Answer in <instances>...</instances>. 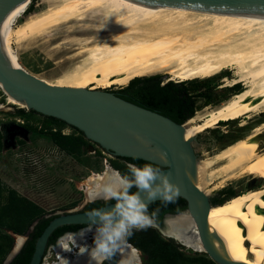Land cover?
Here are the masks:
<instances>
[{
  "label": "bare ground",
  "instance_id": "6f19581e",
  "mask_svg": "<svg viewBox=\"0 0 264 264\" xmlns=\"http://www.w3.org/2000/svg\"><path fill=\"white\" fill-rule=\"evenodd\" d=\"M29 1L12 10L0 24V50L9 63L21 67L16 62L13 43L23 44L61 30L64 38L55 46L75 44L82 57L54 80H44L50 85L105 89L125 86L136 77L155 73L183 82L230 71L231 77L222 76L224 86L242 84V89L221 105L206 107L191 117L184 137L214 128L220 121L264 113V16L149 6L131 0H42L43 8L15 24ZM79 30L94 33L71 36ZM7 103L24 106L9 93ZM263 129L264 118L248 133L199 163L196 185L205 190V183L214 177L220 178L214 188L247 175L264 180V146L258 141ZM213 166L208 173L207 167ZM105 169L85 181L88 197L92 198L98 185L111 176L112 167L108 164ZM167 223V232L180 243L201 250L196 227L187 213L176 215ZM207 226L218 237L220 243L215 239L212 242L220 254L233 262L264 264V181L211 206ZM82 240L76 236V242L85 245ZM65 244L71 248L64 239L57 251L59 262L54 264H96L88 254L77 253L70 260L71 251L66 250ZM128 247L122 246L119 264H132V253L135 263L139 262L134 248Z\"/></svg>",
  "mask_w": 264,
  "mask_h": 264
},
{
  "label": "rangeland",
  "instance_id": "374dc122",
  "mask_svg": "<svg viewBox=\"0 0 264 264\" xmlns=\"http://www.w3.org/2000/svg\"><path fill=\"white\" fill-rule=\"evenodd\" d=\"M43 7L42 0H30L16 17L14 23L17 24L26 16ZM60 32L61 30L57 32L53 30L49 35L37 37L23 44L13 43L12 46L17 52L16 62L27 72L42 80H54L67 67L82 57V54L77 53L79 48L75 44L63 43L60 46H55L64 38V34ZM92 33H94L93 30H79L73 31L71 36ZM228 72L227 75L222 73L218 76L208 77L212 80L205 87L193 88L188 81L177 82L188 88L186 96L193 102L194 108L192 117L196 113L202 112L206 107L221 105L236 93L231 90L232 88L224 86L225 82L222 76L231 77L230 71ZM208 78H196V80ZM166 81H169L168 78L163 77L161 84ZM122 87L124 86L114 85L105 89L117 91ZM239 87L242 89V84H239ZM99 89L102 88L99 87ZM200 93L209 94L212 102L205 103L204 96L199 95ZM17 109L29 111L25 105L18 107L8 104L7 93L0 86V135L3 144L0 152V221L3 223L0 225V264L13 247L17 235H22V233H15L8 229V225L22 230L27 226L28 220L34 217L33 207L18 198L9 189L16 190L18 195L32 202L35 201L34 203L46 211H63L80 207L83 204L87 197L85 181L95 173H103L106 164L121 174L127 172L126 164L121 159L106 155L99 145L86 139L84 135L82 136L69 125L52 124L51 126L62 129L66 133L60 132L61 135L80 138L78 151L68 154L62 149L56 148L50 139L49 129L41 128L43 126L48 128V122L39 114H34L29 121H24L17 115ZM263 118L264 113L250 117L243 116L236 120L220 122L214 128L193 135L194 139L191 144L197 154V167L199 163L210 159L214 152L228 144L231 139L234 140L236 137L248 133ZM258 141L261 146H264V129L258 136ZM213 168L214 166L207 167L206 171L209 173ZM214 178L208 181L210 184L205 183L204 188L209 196H220L221 198L224 197L219 194L221 191L239 193L248 188L258 187L264 181L259 177L247 175L238 179H230L228 182L225 181V186L223 185L221 188H214L220 182V178ZM3 234L11 235L13 242L9 243ZM126 242L138 251L139 262L137 264H148L151 254L156 249L162 253H176V258L181 260L189 258L191 259L190 264H203L202 261H212L204 251L195 250L181 244L173 237L159 234L153 227L142 230L134 229L133 234L127 238ZM49 260L50 258L47 257L46 261Z\"/></svg>",
  "mask_w": 264,
  "mask_h": 264
},
{
  "label": "water",
  "instance_id": "95a60500",
  "mask_svg": "<svg viewBox=\"0 0 264 264\" xmlns=\"http://www.w3.org/2000/svg\"><path fill=\"white\" fill-rule=\"evenodd\" d=\"M24 1L0 0V24ZM131 1L149 6L166 5L264 16V0ZM0 84L6 93L23 103L29 110L64 121L81 131L86 139L105 150L112 151L114 156L146 159L163 166L162 171L168 175L170 182L179 186L180 197L186 201L185 213L191 217L196 227L201 250L216 264H243L233 262L220 254L212 242V239H215L220 243L218 237L210 233L207 226V214L214 204L210 202L208 192L196 185L194 179L198 161L191 144L195 135L187 139L184 137L188 120L184 123L175 122L157 111L126 100L111 90L50 85L25 69L9 63L1 50ZM155 151L159 155H156ZM162 153L166 154L165 161L160 160ZM143 195L144 193H141L142 197ZM113 205L114 203L96 209L106 210ZM90 211H54L55 216L35 241L28 264H41L48 238L58 226L90 224L87 215ZM169 237L173 236L169 234ZM26 240L27 233L17 235L2 264H9Z\"/></svg>",
  "mask_w": 264,
  "mask_h": 264
},
{
  "label": "clouds",
  "instance_id": "9594fccd",
  "mask_svg": "<svg viewBox=\"0 0 264 264\" xmlns=\"http://www.w3.org/2000/svg\"><path fill=\"white\" fill-rule=\"evenodd\" d=\"M137 159V158H134ZM160 160H166V154L160 155ZM127 172L121 174L113 170L108 180L98 185L92 194V199L101 198L114 200L110 209H93L87 213L90 224L80 233H66L65 237L78 248V254H88L96 264L113 257L126 243L133 230H142L153 227L156 224L158 209L149 213V204L159 199L164 206L175 203L180 197L178 185L170 182L169 177L158 166L152 163H144L138 166L133 163L126 165ZM133 188L137 191H131ZM141 193H144L143 197ZM95 226L93 246L80 245L76 242V236L83 237L87 231H92ZM66 250L71 248L64 245ZM67 264V262H66Z\"/></svg>",
  "mask_w": 264,
  "mask_h": 264
},
{
  "label": "trees",
  "instance_id": "16d2710c",
  "mask_svg": "<svg viewBox=\"0 0 264 264\" xmlns=\"http://www.w3.org/2000/svg\"><path fill=\"white\" fill-rule=\"evenodd\" d=\"M211 80L212 78H208L206 80L194 79L188 82H190L193 88H199L202 86L203 87L207 86ZM161 82H162V78L160 77V75L136 77L132 79L126 86L118 90V92L122 98L127 99L129 101H135L138 103L148 105L150 108L159 109L163 113H167L170 116L174 117V119L178 121L179 123H182L188 118L192 117L194 108H193V102L190 101V98L186 96V92L188 91V88L185 87L184 84H179L174 81H167L164 84H161ZM230 88H232L231 89L232 91H236V92L240 91L241 89L239 85H236L235 87H230ZM199 95L204 96L205 103L212 102V99L209 96V94L200 93ZM182 112H184V115L182 114V116L180 117V113ZM16 113L18 116H20V118L24 119V121H29L34 114H39L43 119L46 120V122H48V128L45 126L41 128L49 129V131L51 132L50 139L55 145H57L60 149H62L68 154L78 151L79 141L81 140L80 138L78 137L74 138L72 135H61L59 128L56 131H54L55 127L51 126L52 124L67 125L64 121H61L54 117L41 115L40 113H37L34 110L25 111L23 109H17ZM220 122L223 123V121H220ZM72 128H74L76 131H78L83 136V133L81 131H79L75 127H72ZM237 138L238 137H236L234 140H236ZM234 140L231 139L229 143L234 142ZM2 147H3V144L1 141V135H0V152L2 150ZM125 159L131 162H134L140 166L145 163L144 161L138 158L137 159L125 158ZM9 190L10 192H13L14 194H16L18 198L22 199L23 201L28 202L31 205V207H33L34 209V217L28 220L27 226L24 227L22 230L17 229L13 227L12 225H8L7 227L8 229L12 230L15 233L25 234L28 231L30 225L35 220L39 219L42 215H45L49 212L44 210L42 207L38 206L36 203L28 200L27 198L21 195H18L16 190L14 189H9ZM134 190L135 188H133L131 191H134ZM224 192L227 193L224 197L222 198L215 197L212 199L211 203L214 205L222 204L227 199L237 194L233 191H221L219 193H224ZM177 201L184 202L183 199L181 198H179ZM48 221L49 219H45L41 221V223L35 229V232L32 234V236L29 237L28 240H26L20 252L13 258V260L9 264H28L29 263L33 250H34L36 238L40 235L43 228L47 225ZM0 225H3L2 221H0ZM67 228L68 227L66 225L60 230L63 231ZM57 232L55 234H57ZM3 236L4 238L8 239L9 243L13 242V237L11 235L3 234ZM175 254L176 253H172V252L162 253L158 249H156L151 254L148 264H190L189 262H191V259L183 258L181 260V259L176 258ZM113 262H114V259L110 258L108 263L112 264ZM202 263L203 264H216L214 261H209V262L202 261Z\"/></svg>",
  "mask_w": 264,
  "mask_h": 264
},
{
  "label": "flooded vegetation",
  "instance_id": "af4514ba",
  "mask_svg": "<svg viewBox=\"0 0 264 264\" xmlns=\"http://www.w3.org/2000/svg\"><path fill=\"white\" fill-rule=\"evenodd\" d=\"M223 74L227 75L229 74L228 71H225L223 72ZM161 78L163 77H166L165 75H160ZM169 80V79H168ZM170 81V80H169ZM167 82V81H166ZM115 92L117 95H119V92L118 90L117 91H113ZM120 96V95H119ZM127 100V99H126ZM133 103H136L142 107H145V108H148L150 110H154V111H157L169 118H171L172 120H174L175 122H178L174 119V117L170 116L169 114L167 113H163L162 111H160L159 109H155V108H150L148 105H145V104H142V103H138V102H135V101H131ZM171 114V113H170ZM182 114L184 115V112L180 113V117L182 116ZM191 118V117H190ZM189 120V118L187 119ZM187 120H185L184 122H186ZM182 122V123H184ZM179 123V122H178ZM19 127V126H18ZM15 129H17V127H14ZM57 128H54V131H56ZM60 132L62 134H66L62 129H60ZM102 149V152L103 153H106V155H109L110 157H113V158H119L123 161V163H125L126 165L128 163H133V164H136L134 162H131L129 160H126L125 158H129V157H121V156H114V153L112 151H109V150H105L103 148ZM139 159V158H138ZM142 161H144L145 163H152L154 166H158L160 167L161 169H163V166L157 164V163H154V162H151V161H148L146 159H140ZM107 165V164H106ZM105 165V167H106ZM138 165V164H136ZM140 166V165H138ZM107 169V168H106ZM105 169V170H106ZM105 172V171H104ZM103 172V173H104ZM137 191V189H135L133 192ZM221 194L222 196H225L227 193H219ZM216 197V196H215ZM215 197H211L210 196V202L212 201L213 198ZM220 196H217V198H219ZM181 198V197H179ZM183 199V198H181ZM184 202H180V201H176L175 203H171V204H168L167 206H164L160 200H157V201H153L149 204V213H151L153 210H159L158 211V214L156 216V224L155 226H153V228L159 233V234H165L169 237V233L167 232V226H168V219L172 218V217H175L176 215H180L182 213H185L187 211V206H186V201L183 199ZM112 203H115L114 200H104V199H101V198H97V199H92L91 197H86V199L84 200L83 204L80 206V207H75V208H71L69 210H63L64 212H72V211H76V212H83V211H88V210H92V209H96V208H100L102 206H105V205H108V204H112ZM54 211L56 210H50L48 211L49 213L47 214H50L49 216H46L47 214L45 215H42L39 219L35 220L29 227L28 231L26 232L27 233V240L29 239L30 236H32V234L35 232V229L38 227V225L41 223V221L45 220V219H49V221L55 216L54 215ZM48 221V222H49ZM67 225V229L61 231L60 229L63 228L64 226ZM89 227V224H65V225H61V226H58L49 236L48 238V241H47V244H46V247H45V251H44V254H43V257H42V260H41V264H54L56 262H59L57 259V251L61 248V237H64V235L66 233H74V234H78L80 233V231L82 229H87ZM44 229V228H43ZM59 233H58V232ZM94 232H90V231H87L84 236L82 237V242H84V244L86 243V245L88 244V247L89 249H91V247L93 246V237H94V234H95V226H93V230ZM57 232V234H55ZM55 235V236H54ZM37 239V238H36ZM66 242H68L71 246V252L69 253L68 255V258L70 260H73L75 255L78 253V248H76L72 242L70 240H68L66 237ZM86 240V241H85ZM26 242V241H25ZM24 242V244H25ZM23 244V245H24ZM60 246V247H59ZM123 246H130L127 242L123 245ZM23 247V246H22ZM129 248V247H128ZM75 251V252H74ZM20 252V251H19ZM135 254L138 255V251L135 250ZM73 256V257H71ZM50 258L49 261H46V258ZM51 258H54V259H51ZM114 259V262L112 264H119L120 262V251H118L113 257H111ZM109 259L108 260H105L103 261V264H109ZM130 262H132V264H136L135 263V255L134 253H132L131 255V258H130Z\"/></svg>",
  "mask_w": 264,
  "mask_h": 264
},
{
  "label": "crops",
  "instance_id": "0c3cea01",
  "mask_svg": "<svg viewBox=\"0 0 264 264\" xmlns=\"http://www.w3.org/2000/svg\"><path fill=\"white\" fill-rule=\"evenodd\" d=\"M52 143H53V142H52ZM53 144H54V143H53ZM54 146H55L56 148L60 149L57 145L54 144ZM34 202H35V201H34Z\"/></svg>",
  "mask_w": 264,
  "mask_h": 264
}]
</instances>
